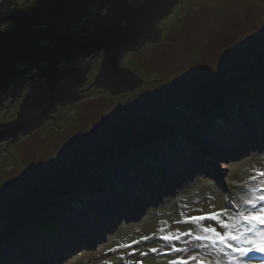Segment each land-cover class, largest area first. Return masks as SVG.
I'll use <instances>...</instances> for the list:
<instances>
[{"label":"rangeland","instance_id":"obj_1","mask_svg":"<svg viewBox=\"0 0 264 264\" xmlns=\"http://www.w3.org/2000/svg\"><path fill=\"white\" fill-rule=\"evenodd\" d=\"M185 1L162 46L125 59L139 86L112 95L90 78L43 128L0 143V264H264L181 235L223 232L189 220L223 209L232 231L247 226L238 213L264 171V0ZM187 9L200 14L188 26ZM15 115L5 107L0 122Z\"/></svg>","mask_w":264,"mask_h":264},{"label":"flooded vegetation","instance_id":"obj_2","mask_svg":"<svg viewBox=\"0 0 264 264\" xmlns=\"http://www.w3.org/2000/svg\"><path fill=\"white\" fill-rule=\"evenodd\" d=\"M52 1H55L58 10L56 16L61 15L59 21L56 20L54 30L56 42L48 37L46 27L39 24L42 20L32 22L30 18L28 22L32 24V28H25L23 40L32 41L38 50L45 49L46 52L60 43L62 48L67 50V56L63 59L54 58L48 64L37 61L31 64L21 62L13 84L5 94H0V110L6 107L16 114L14 119L0 122V125H9L20 133L23 131V135L43 128L55 117L59 107L83 97L87 93L85 85L90 78L94 79L91 84L95 87L102 86L111 93H119L141 84L124 63L125 59L140 53L148 46H162L168 35V27H171L177 18L176 13L186 5L185 0ZM219 1L209 0V5L217 7ZM37 2L38 0H0V36L13 29L16 18L20 15L31 16L30 13L36 9ZM184 15L182 19L186 26L189 25L187 20H191L192 24L200 19L199 11L187 9ZM127 20H130L132 27L129 32L126 28L130 26L127 25ZM103 32H110L114 40L110 45L107 41L99 44L104 49L100 46L89 54L86 50L80 52L85 54L84 57H76V52H69L77 43L81 45L85 39ZM62 37H65L63 41ZM49 64H52L53 68H48ZM7 132L0 135V143L14 142L13 130L8 129ZM20 137L22 134H18L17 140Z\"/></svg>","mask_w":264,"mask_h":264},{"label":"water","instance_id":"obj_3","mask_svg":"<svg viewBox=\"0 0 264 264\" xmlns=\"http://www.w3.org/2000/svg\"><path fill=\"white\" fill-rule=\"evenodd\" d=\"M52 0H38L37 7L34 11H31L30 15L22 16L16 18L15 25L13 26V29L9 31L7 34L0 36V94H5L7 89L13 84L14 77L17 76L16 71L20 65L21 62L26 61L27 63L31 64L34 61L41 62L48 64L53 60L54 58L63 59L65 58V55L67 54V50L63 49L62 44H57L55 48L49 50V52H46L44 49L38 50L36 45L30 40L25 41L23 40V34L25 33V28H32V24L28 22L29 18L30 21L35 20H42V23H39L40 25H43L46 27V33L48 34V37L51 39H55L54 42H56V20L59 21V15L56 16V3ZM62 14V13H61ZM64 16V15H62ZM28 17V18H27ZM61 20V18H60ZM130 23V20H127V25ZM118 24V23H116ZM130 25V24H129ZM118 26V25H117ZM128 32L129 30H132L131 25L126 27ZM110 31H112L110 28H108ZM113 32V31H112ZM26 34H28L26 32ZM32 36V34H30ZM22 36V37H21ZM6 38L8 40H6ZM32 39V37H29ZM65 37H62L61 40L63 41ZM106 39V40H105ZM110 45L111 42L113 43V36L110 32L100 34L96 33L92 37L85 39V42L81 43L79 45L77 43V46H72L71 49H69L70 53L76 52V57H84L82 55V51L89 54L93 50H98L101 45V43L106 42ZM101 48L104 49L103 46ZM100 48V49H101ZM43 50V51H41ZM69 54V53H68ZM86 54V55H87ZM67 56V55H66ZM48 68H53L52 64H49ZM133 74V73H132ZM134 75V74H133ZM135 76V75H134ZM136 77V76H135ZM137 78V77H136ZM139 79V78H137ZM141 81V80H140ZM140 84H137L136 86H139ZM102 87V86H98ZM133 89V88H132ZM129 89V90H132ZM123 91H128V89H124ZM122 91V92H123ZM119 92V93H122ZM119 93H111L112 95L119 94ZM13 130L12 135H14L13 141L16 139L18 134H23V131H18L15 129H12L9 125H0V135H3V132H7V130ZM8 133V132H7ZM10 134V133H9Z\"/></svg>","mask_w":264,"mask_h":264},{"label":"snow or ice","instance_id":"obj_4","mask_svg":"<svg viewBox=\"0 0 264 264\" xmlns=\"http://www.w3.org/2000/svg\"><path fill=\"white\" fill-rule=\"evenodd\" d=\"M264 171H258L250 180L258 181L256 187L251 189V198L244 201L247 206V210L239 211L238 215L240 219L247 225L243 231H232L230 225L221 219L222 216L227 215L228 209H223L220 213H213L210 215H196L189 218L191 222L196 223L198 226L200 222L204 220L216 221L218 227L223 229V232L218 231L217 227H203V235H193L191 232L182 233L181 235H191L195 241L207 242L202 243L201 247H219L222 251L224 249H230L234 254L239 257H245L249 253H261L264 254ZM231 218V217H229ZM187 222V221H185ZM161 232L164 229H160ZM160 239L169 242L173 240H179L180 235H173L171 233L161 235ZM143 240H148L150 237H142ZM140 241H133V243H139ZM234 242V243H233ZM130 244H121L120 248H131ZM115 251V249H109ZM150 252H156V248H150ZM184 249L177 247H170L169 253H181ZM129 255H135L134 252H129ZM144 252H140V256H144ZM195 261V264H205L203 259H198L196 256H189L187 259L182 256H177L174 259H170L168 264H191ZM134 264H143L142 260H136Z\"/></svg>","mask_w":264,"mask_h":264},{"label":"bare ground","instance_id":"obj_5","mask_svg":"<svg viewBox=\"0 0 264 264\" xmlns=\"http://www.w3.org/2000/svg\"><path fill=\"white\" fill-rule=\"evenodd\" d=\"M123 92H125V91H123ZM170 117L169 115H166V117ZM159 119H160V117H159ZM158 122H160V120H158ZM23 135V134H22ZM260 136H264V134L263 133H261V135ZM17 138H18V135H17V137H16V139L14 140V141H16L17 140ZM237 137H236V135H235V138H233V140H232V142H236L237 141ZM242 145H245L244 144V142L243 141H239ZM177 169H179V168H177ZM172 170V169H171ZM151 189H157V187H153V188H151ZM153 194L154 192L153 191H151V192H148V193H145V196H147L146 194ZM130 197L132 198V197H134V194L133 193H130ZM151 197H146V199H150ZM126 203H127V205L128 206H130V203L128 202V201H126ZM110 205V204H109ZM113 206H115V208L113 207ZM116 207H118V204H115V205H112L111 204V209L113 210V211H116L117 210V208ZM129 208V207H128ZM96 213H97V215H98V217H100V215H102L103 213H104V211L101 209V208H98L97 209V211H96ZM120 213V211L119 212H117L116 214H119ZM76 218L82 223V225L85 227V228H87L88 229V231H92V230H96V227H95V224H94V222L92 221V220H90L88 217H87V215H85L83 212H79V213H77L76 214ZM68 222H71L70 220L68 221ZM73 224V223H72ZM71 224V225H72ZM104 227H106V226H104ZM73 239V238H72Z\"/></svg>","mask_w":264,"mask_h":264}]
</instances>
